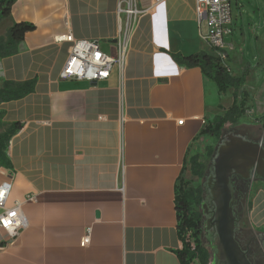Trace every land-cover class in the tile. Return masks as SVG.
<instances>
[{
    "label": "crops",
    "instance_id": "crops-1",
    "mask_svg": "<svg viewBox=\"0 0 264 264\" xmlns=\"http://www.w3.org/2000/svg\"><path fill=\"white\" fill-rule=\"evenodd\" d=\"M120 1L16 0L0 21L5 34L13 23L35 26L16 54L0 57V88L35 82L31 94L0 104V131L20 124L6 150L11 169L0 167V185L11 184L5 206L22 202L28 222L12 240L0 229V264H180L178 178L185 158L205 142H195L202 126L232 105L233 98L224 104L232 90L221 95L198 68L172 59L213 54L195 0H133L145 13L121 73L114 69L96 84L60 80L71 44L55 38L96 40L114 55L124 19L117 15ZM232 33L225 36L224 66L238 77L228 65ZM259 39L256 63L239 57V73L250 66L243 91L253 77L264 84ZM250 101V114L261 118L264 103ZM253 183L247 220L264 236V182Z\"/></svg>",
    "mask_w": 264,
    "mask_h": 264
},
{
    "label": "trees",
    "instance_id": "trees-1",
    "mask_svg": "<svg viewBox=\"0 0 264 264\" xmlns=\"http://www.w3.org/2000/svg\"><path fill=\"white\" fill-rule=\"evenodd\" d=\"M16 0H0V21L10 16L11 6ZM35 29L31 23H13L7 30L5 37L0 38V57H7L17 53V47L26 33ZM213 54L199 52L189 56L173 54L172 59L185 68H198L207 79L211 80L217 91L224 95L232 90V105L222 116L215 117L205 123L195 139L201 145L206 139L220 140L226 127H235L243 118L246 109L247 94L242 90L243 84L249 74L250 66L247 65L240 77H233L229 73V67L224 66L218 51L212 49ZM226 59V53L223 52ZM35 82L30 80L21 83L4 82L0 88V104L21 99L34 91ZM240 96L238 97V93ZM238 98L240 100L238 101ZM3 128L2 115L0 114V130ZM20 129V124H12L0 131V167L11 169V162L6 150L11 137ZM200 146L185 158L180 176L178 178L175 194V210L177 216V235L181 242V250L175 254L180 264H190L196 260L198 264L210 263V251L202 241V215L200 203L203 200V188H193L188 181L183 180L186 169L195 179H203L208 164L214 155L215 148L205 146L204 153L199 151Z\"/></svg>",
    "mask_w": 264,
    "mask_h": 264
},
{
    "label": "built area",
    "instance_id": "built-area-1",
    "mask_svg": "<svg viewBox=\"0 0 264 264\" xmlns=\"http://www.w3.org/2000/svg\"><path fill=\"white\" fill-rule=\"evenodd\" d=\"M119 22L118 36L114 40V55L104 52L96 40L75 41L71 36L55 38L56 42L71 44L67 60L59 74L60 80L100 82L108 79L114 69L120 74L125 66L130 48V37L139 18L145 13L139 9L133 0H121L118 6ZM194 14L198 23L206 24L205 42L218 51L224 65V38L232 31V16L230 0H195ZM260 136L258 142L264 146V115L259 118ZM182 124V122H179ZM11 190V184L0 185V229L7 239L12 240L27 228V219L22 210V202L16 201L11 208L5 204ZM29 201L31 199H28ZM251 213V211H250ZM89 242V233L83 238L82 245Z\"/></svg>",
    "mask_w": 264,
    "mask_h": 264
},
{
    "label": "water",
    "instance_id": "water-1",
    "mask_svg": "<svg viewBox=\"0 0 264 264\" xmlns=\"http://www.w3.org/2000/svg\"><path fill=\"white\" fill-rule=\"evenodd\" d=\"M207 171L200 211L211 248L209 264H252L235 239L240 214L234 211L231 182L235 176L247 187L264 182V146L230 131L220 139Z\"/></svg>",
    "mask_w": 264,
    "mask_h": 264
},
{
    "label": "rangeland",
    "instance_id": "rangeland-1",
    "mask_svg": "<svg viewBox=\"0 0 264 264\" xmlns=\"http://www.w3.org/2000/svg\"><path fill=\"white\" fill-rule=\"evenodd\" d=\"M230 9H231V16L233 19V26H232L233 33L231 36V41L233 45L231 44V46L232 49L235 50L232 51L229 55L230 60L228 61V65L233 69L234 74L237 73V76L240 77L242 75L243 69L247 66L244 65L241 72L239 73L241 69L240 61H239V57L241 56V53L244 55L245 58L248 59L247 60L248 62L256 63V60H253L252 58L255 57L256 54V50H255L256 45L254 46L255 38L260 37L259 39L260 48L264 46V0H236V1L230 0ZM3 27L4 24H2L0 27V36H1L0 38L5 37V31H3ZM224 42H225V38H224ZM248 84H249L248 90L247 91L244 90L248 97L245 104L246 112L244 116L235 127H226L222 133L221 138L226 133L233 131L234 134H238L242 137L245 135L248 136L250 135L254 140L259 139L260 127L258 125V120L260 119L250 114L251 107L249 105V101L253 97V100L255 101L256 105H260V104L262 105L264 103V84L261 86L262 82H259V80L256 79L255 77H253ZM244 86L245 83L243 84V87ZM240 92L241 90L238 93V97L240 96ZM229 100H232V95L230 94L225 97L224 104H227ZM239 100L240 98H238V101ZM219 141L220 140H214L210 138L206 139L203 145L200 146L201 152L204 153L205 146H212L216 148ZM207 174L208 171H206V175ZM182 178L184 181H188L193 188H196L197 186L202 187L205 184L204 178L199 180L190 176L188 169L185 170ZM254 185L255 183H253L252 186L246 187V189L244 190V195L242 198L243 209L242 212L239 213L240 214L239 228L241 230H247L253 237H256L258 236L257 231H255L253 227H251L249 221L247 220V214L249 213V203H250L248 195H252L254 193ZM203 221L204 218H202V230L204 227ZM206 235L207 234L203 230L202 241L209 249L210 257H211V248L206 238ZM190 264H198V263L196 260H194Z\"/></svg>",
    "mask_w": 264,
    "mask_h": 264
},
{
    "label": "flooded vegetation",
    "instance_id": "flooded-vegetation-1",
    "mask_svg": "<svg viewBox=\"0 0 264 264\" xmlns=\"http://www.w3.org/2000/svg\"><path fill=\"white\" fill-rule=\"evenodd\" d=\"M243 137L247 139L250 138L249 140L252 141H258V139L254 140L250 135H245ZM231 185L235 196V202L233 204L234 211L235 213H241L243 209L242 198L244 190L247 187L246 183L235 176L232 179ZM235 239L239 243L241 249L247 252V257L252 264H264V237H253L247 230H241L238 227L235 232Z\"/></svg>",
    "mask_w": 264,
    "mask_h": 264
}]
</instances>
